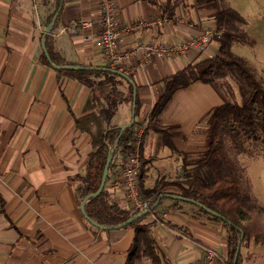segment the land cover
Wrapping results in <instances>:
<instances>
[{
	"label": "crops",
	"instance_id": "obj_1",
	"mask_svg": "<svg viewBox=\"0 0 264 264\" xmlns=\"http://www.w3.org/2000/svg\"><path fill=\"white\" fill-rule=\"evenodd\" d=\"M115 1L122 24L145 21L120 37L123 49L138 42L176 43L202 27H215L216 8L197 6V0H178L173 16L180 20L163 24L156 20L168 15L164 6L170 0ZM55 9L56 0H0V264H125L135 228L98 227L86 217L78 189V176L85 174L94 150L87 129L92 124L86 119L97 110L91 88L58 72L42 57V39L49 34L50 47L66 64L111 67L93 41L83 38L84 32L97 28L98 3L63 0L51 31L45 34ZM74 24L78 32L71 31ZM217 52L214 39L200 54L153 56L144 66L134 58L115 68L137 88L135 120L140 122L146 115L150 119L166 90L165 78ZM127 66L133 68L127 71ZM224 99L215 86L200 79L173 91L160 115L167 131L149 126L143 135L142 187H152L159 179L183 178L184 155L207 149L204 116ZM132 102L117 107L112 125L130 122ZM120 160L118 155L105 186L110 200L129 208L123 192L111 183ZM141 223L151 226L159 262L142 254L131 264H190L203 258L206 248L226 260L224 224L191 200L166 196ZM241 252L243 264H264V244L251 240Z\"/></svg>",
	"mask_w": 264,
	"mask_h": 264
},
{
	"label": "trees",
	"instance_id": "obj_2",
	"mask_svg": "<svg viewBox=\"0 0 264 264\" xmlns=\"http://www.w3.org/2000/svg\"><path fill=\"white\" fill-rule=\"evenodd\" d=\"M59 2L60 0H56V9ZM178 3V0H170L164 6V11L167 12L168 16H173L174 6ZM197 6L216 8L213 18L215 28L218 31V35L215 37L218 52L212 57L192 62L184 69L165 78L166 90L150 113L149 126L160 131H167V127L160 118L162 109L173 91L179 86L187 85L192 79L209 82L222 94L223 92L215 83V76H224L227 73L238 74L245 80L244 85L241 83V89H245L243 90L244 99L239 104L230 101L223 93L225 95L224 103L213 107L204 116L202 130L206 136L207 149L195 154L184 155L187 166L182 179L170 181L159 179L152 187H142L140 182L139 184L141 194L150 200V206L162 195L153 211L157 209L166 196L178 195L180 199L189 201L192 199L193 203L200 202L217 212L218 214L215 215L198 205L200 210L224 224L228 243L226 261L232 264L241 232L244 234L241 248L251 240L264 244V219L248 217L249 211L246 210V207L249 204L247 202L249 195L241 191L239 180L234 172L231 170L226 172L227 167L231 169V163L226 159V156L221 154L223 146V133L221 134V131H224V135L231 139L232 145L236 149L241 147V138L264 141L256 133L258 125L262 126L264 131V83L252 73L246 59L237 55L232 49L236 42L250 45L255 42L247 31V19L234 7L220 4V0H197ZM48 35H46L45 43L52 61L56 64H66L64 59L59 58L50 47ZM42 57L45 62H48L44 51ZM57 70L91 88V102L93 101L97 105L96 112L86 115V119L92 124L87 129L92 133L94 150L89 155L85 174L78 176L81 179L78 187L79 194L85 198L98 189L107 155L112 154L109 167L111 169L118 155L123 160L133 148L138 122L135 120L134 123L121 130L120 126L111 124V118L122 102L133 101L134 83L128 81L121 73L105 68ZM125 82L128 83L127 90L125 89ZM137 109L138 100L136 102V114ZM93 125L95 131L92 129ZM117 138H119L117 147L111 151ZM84 206L86 214L91 219L108 226L124 222L141 212L133 211L130 207H122L110 200L106 186L98 195L89 197ZM220 215L228 218L231 223L223 220ZM144 217L142 216L126 225L135 228V236L125 264H131L133 259L142 254L148 255L155 263L159 262L160 255L151 234V226L141 223ZM243 262L244 256L240 250L237 264H243Z\"/></svg>",
	"mask_w": 264,
	"mask_h": 264
},
{
	"label": "built area",
	"instance_id": "obj_3",
	"mask_svg": "<svg viewBox=\"0 0 264 264\" xmlns=\"http://www.w3.org/2000/svg\"><path fill=\"white\" fill-rule=\"evenodd\" d=\"M98 11L96 18L97 28L94 31L83 33L84 40H92L103 55L107 58L113 68H121L128 61L139 58L138 65L144 66L150 62L151 57H176L188 55L190 53H202L207 44L218 35V31L213 26L202 27L194 35L178 41L176 43L161 42H138L129 48L123 49L120 46V37L127 34L133 28L145 24V21L137 24H122L117 15L115 0H97ZM180 20V16H159L157 23L163 24L173 20ZM84 27L85 22L81 23ZM72 32H78L77 24L71 26ZM132 65V64H131ZM133 66H127L129 71ZM149 116H145L138 122L135 129L133 148L126 157L121 160L119 168L112 174V186L120 189L125 197L128 206L133 211H143L150 208V200L141 194L139 175L142 169V142L143 135L149 127ZM155 219L158 217L154 215ZM190 264H228L220 258L212 248H206L203 258L196 259Z\"/></svg>",
	"mask_w": 264,
	"mask_h": 264
},
{
	"label": "rangeland",
	"instance_id": "obj_4",
	"mask_svg": "<svg viewBox=\"0 0 264 264\" xmlns=\"http://www.w3.org/2000/svg\"><path fill=\"white\" fill-rule=\"evenodd\" d=\"M220 4L237 9L248 21L247 27L255 42L253 44L236 42L233 51L246 59L252 73L264 83V0H220ZM240 43V44H239ZM215 83L230 101L241 104L244 99L241 83L244 78L238 74L227 73L215 76ZM221 154L231 163L229 169L237 176L241 191L249 195L246 207L249 218L264 219V141L241 138V147L236 149L231 139L224 135ZM256 133L264 140L262 126ZM241 149V150H239ZM225 260V259H224ZM226 261V260H225ZM226 263H228L226 261ZM229 264V263H228Z\"/></svg>",
	"mask_w": 264,
	"mask_h": 264
},
{
	"label": "water",
	"instance_id": "obj_5",
	"mask_svg": "<svg viewBox=\"0 0 264 264\" xmlns=\"http://www.w3.org/2000/svg\"><path fill=\"white\" fill-rule=\"evenodd\" d=\"M62 5H63V0H60L59 2V6L57 8V10L55 11L52 19H51V22L45 27V34L49 33L56 21V18L62 8ZM45 36V35H44ZM42 48H43V51L45 52L46 56H47V59L49 60V62L51 63V65L57 69H69V68H73V69H83V70H93V69H96V68H105L107 70H110V71H114V72H118V73H121L123 74L124 76L127 77V79H129V81L132 82L131 78L124 74L122 71L120 70H117L113 67H98V66H91V65H82V64H55L49 53H48V50H47V47H46V43H45V40L44 38L42 39ZM136 94H137V88L136 86L134 85L133 86V104H132V118L130 120L129 123L127 124H124L121 127V130H123L125 127L131 125L132 123H134L135 121V115H136ZM118 140L119 138H117L115 144L113 145V147L111 148V151L114 150L116 147H117V144H118ZM112 161V154L109 153L107 155V158H106V162H105V165H104V169H103V172H102V177H101V181H100V184H99V187L98 189L95 191V192H92L90 194H88L87 196H85L84 200H83V205H82V208H83V211H84V205H85V202L89 199V197H92V196H96L98 195L100 192H102L104 190V187H105V184H106V181H107V178H108V173H109V167H110V163ZM169 196H172V197H176V198H179L178 195H169ZM162 198V195L158 197V199L156 200V202L148 209L146 210H143L137 214H135L134 216L130 217L129 219H127L126 221L124 222H121L119 224H115V225H111V226H108V225H103V224H100L94 220H92L85 212V215L87 218H89L94 224H96L98 227H101V228H119V227H123V226H126L128 225L129 223L133 222L134 220L142 217V216H145L147 215L149 212H151L158 204L159 200ZM192 200V199H191ZM197 205L205 208L206 210H208L209 212L217 215L218 213L213 211L212 209L208 208L206 205L200 203V202H196ZM221 218L223 220H225L226 222H229L231 223V221L226 218L225 216L223 215H220ZM243 237H244V234L243 232H241V236L239 238V243H238V246H237V250H236V253H235V256H234V260H233V263L232 264H237L238 262V257H239V254H240V250H241V242L243 240Z\"/></svg>",
	"mask_w": 264,
	"mask_h": 264
}]
</instances>
